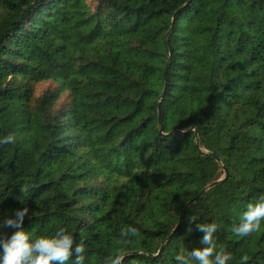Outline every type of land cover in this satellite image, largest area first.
Segmentation results:
<instances>
[{
	"label": "trees",
	"instance_id": "trees-1",
	"mask_svg": "<svg viewBox=\"0 0 264 264\" xmlns=\"http://www.w3.org/2000/svg\"><path fill=\"white\" fill-rule=\"evenodd\" d=\"M8 135L0 216L28 206L24 230L64 227L83 264H176L203 247L193 215L226 264H264V221L232 231L264 192V0H0Z\"/></svg>",
	"mask_w": 264,
	"mask_h": 264
},
{
	"label": "clouds",
	"instance_id": "clouds-1",
	"mask_svg": "<svg viewBox=\"0 0 264 264\" xmlns=\"http://www.w3.org/2000/svg\"><path fill=\"white\" fill-rule=\"evenodd\" d=\"M13 136L0 138V144L12 142ZM24 203V200H21ZM29 207L13 209L10 214L0 216V264H66L70 257L74 264H83L85 251L83 242L64 227L58 228L52 235L31 237L23 228L25 217L29 216ZM186 234L195 230L203 233L200 244L203 247H193L175 255L176 264H226L230 254L223 249L216 250L214 233L217 224L196 223V216H189ZM264 221V192L246 205L239 217V223L233 225L232 231L238 236H248L261 228ZM5 229H11L5 232ZM138 230L128 226L121 229V236L136 235ZM123 257L116 254L110 258L109 264H121Z\"/></svg>",
	"mask_w": 264,
	"mask_h": 264
},
{
	"label": "rangeland",
	"instance_id": "rangeland-1",
	"mask_svg": "<svg viewBox=\"0 0 264 264\" xmlns=\"http://www.w3.org/2000/svg\"><path fill=\"white\" fill-rule=\"evenodd\" d=\"M90 3H92V5H95V3H93V1H91ZM57 87H58V83L54 82L52 80L40 82L36 85V95H40L43 91H46L48 89H55ZM67 97H68V91H65L62 94V96L58 102V105L60 106V105L65 104L68 100Z\"/></svg>",
	"mask_w": 264,
	"mask_h": 264
},
{
	"label": "water",
	"instance_id": "water-1",
	"mask_svg": "<svg viewBox=\"0 0 264 264\" xmlns=\"http://www.w3.org/2000/svg\"><path fill=\"white\" fill-rule=\"evenodd\" d=\"M170 54H172V48H171V46H170ZM167 68H168V66H166V70H165V88H164V90H166V88H167V76H166V74H167ZM197 133H198V130L196 129V135H197ZM226 177H227V175H226ZM226 177H225V178H226ZM216 184H217V181L213 182V183L210 185V187H212V186H214V185H216ZM204 191H205V190H202L198 195H200V194L203 193ZM193 200H194V199L190 200V201L187 203V206L184 208L183 212H182L181 215H180L179 222H178L176 228L174 229V231H176V230L180 227V225H181V220H182V218H183V216H184V214H185V212H186L188 206L193 202Z\"/></svg>",
	"mask_w": 264,
	"mask_h": 264
}]
</instances>
